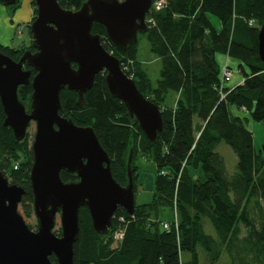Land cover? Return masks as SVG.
I'll use <instances>...</instances> for the list:
<instances>
[{
	"label": "trees",
	"instance_id": "obj_1",
	"mask_svg": "<svg viewBox=\"0 0 264 264\" xmlns=\"http://www.w3.org/2000/svg\"><path fill=\"white\" fill-rule=\"evenodd\" d=\"M57 1L63 9L76 11L87 0ZM164 1L162 9L148 13V30L142 34L161 60L156 85L138 61L139 42L122 51L108 39L104 26L95 23L92 28L143 96L160 109L164 129L154 143L111 95L106 73L95 77L92 89L84 95V106L77 104L76 92L67 88L61 92L59 114L94 130L111 160L112 175L122 186L128 183L132 154L135 192L134 214L120 207L106 234L95 231L86 208L80 210L74 264H218L223 257L230 264H264V146L255 151L247 126L251 119L264 121V62L258 52L264 0ZM20 4L17 0L9 6L12 14ZM32 5L34 14L27 25L31 39L35 0ZM251 21L256 24L251 26ZM28 49H34L32 41L22 49L0 44V53L15 61ZM218 56L238 62L241 84L235 88L221 85L224 65ZM35 74L32 70L31 80ZM32 93L31 82L18 90L28 111ZM172 93L175 100L167 105ZM5 118L0 99V171L11 185L26 190L21 204L30 216L34 213L33 139L27 131L17 141L12 129L4 126ZM222 142L237 155L233 175L216 151ZM140 155L151 158L157 168L152 200L144 204L136 202ZM61 177L64 182L76 181L75 175L64 171ZM165 210L172 213V220L163 219ZM207 224L212 233L206 231ZM119 230L124 237L113 248ZM51 261L57 263L55 257Z\"/></svg>",
	"mask_w": 264,
	"mask_h": 264
},
{
	"label": "water",
	"instance_id": "obj_2",
	"mask_svg": "<svg viewBox=\"0 0 264 264\" xmlns=\"http://www.w3.org/2000/svg\"><path fill=\"white\" fill-rule=\"evenodd\" d=\"M154 0H87L79 10L63 9L57 0H35L37 15L29 25L32 45L19 61L0 53V99L17 141L25 138L32 122L33 164L30 183L37 228L31 229L19 212L26 190L11 185L0 171V264H74V245L80 235V210L89 211L99 234L112 227L121 207L132 216L135 210L132 154L128 183L120 185L111 172V160L91 127L76 125L59 114L61 92L66 88L78 95L92 89L95 77L106 73L113 97L125 106L146 138L154 143L163 132L160 109L146 99L120 61L92 33L93 25L105 27L108 39L119 50L139 42L148 30L146 18ZM13 6L17 0H0ZM258 52L264 62V21L259 28ZM36 74L31 80L32 70ZM76 65V67L74 66ZM31 82L29 111L19 100L18 90ZM76 176L64 182L62 172ZM61 218V233L54 231ZM55 257L57 263L51 261Z\"/></svg>",
	"mask_w": 264,
	"mask_h": 264
},
{
	"label": "rangeland",
	"instance_id": "obj_3",
	"mask_svg": "<svg viewBox=\"0 0 264 264\" xmlns=\"http://www.w3.org/2000/svg\"><path fill=\"white\" fill-rule=\"evenodd\" d=\"M23 4V0H21L20 7ZM19 7V8H20ZM9 12H12L10 7H7ZM218 20L213 19V22L217 23ZM256 23H254L255 25ZM15 46H19V48H25L31 44V39L29 36L28 29L24 28V31H21L20 34L16 36L14 41ZM21 45V46H20ZM222 58V57H219ZM138 61L142 63L144 69L148 71L149 77L153 82V85H156L158 79L160 78L161 71V61L160 59L151 52L149 43L147 38L144 35L139 36V53H138ZM221 61V60H220ZM229 67L233 71V77L231 81L228 83L230 86L239 85L240 82L243 81V74L239 71V64L237 61L229 59ZM175 100V95L172 93L170 98L167 101V105H172ZM248 128L253 133L254 136V148L256 152H259L261 148L264 146V121L263 122H255L252 119L248 122ZM36 132V124L32 122L28 129V133L33 139L34 134ZM220 153L226 162L227 171L229 175H233L236 172L237 165V155L232 150L230 146L222 142L216 150ZM136 166L139 168L138 170V195L136 198L137 204L149 203L152 200L153 191L155 189V180L157 177V168L154 161L149 157H144L140 155L136 160ZM10 182V180H9ZM19 212L22 215L26 224L33 229L37 228V218L35 214L32 212L30 216L26 215L24 212L22 204L19 205ZM172 213L169 210H165L164 220L169 221L172 220ZM61 230V218L60 215L56 217V226L55 233L60 232ZM206 231L208 233H212L211 226L207 224ZM113 248L117 246V241L114 240ZM218 264H230L228 258L223 257L222 260Z\"/></svg>",
	"mask_w": 264,
	"mask_h": 264
},
{
	"label": "crops",
	"instance_id": "obj_4",
	"mask_svg": "<svg viewBox=\"0 0 264 264\" xmlns=\"http://www.w3.org/2000/svg\"><path fill=\"white\" fill-rule=\"evenodd\" d=\"M33 14L34 9L32 0H23L22 6L16 9L13 14L0 2V44L12 48H19V46H15L14 44L16 36L20 34L21 31H24V28L27 29V25L32 21ZM229 59L230 58L227 56L217 57L220 65L226 64L229 66ZM236 86L238 85H229L230 88H235Z\"/></svg>",
	"mask_w": 264,
	"mask_h": 264
},
{
	"label": "built area",
	"instance_id": "obj_5",
	"mask_svg": "<svg viewBox=\"0 0 264 264\" xmlns=\"http://www.w3.org/2000/svg\"><path fill=\"white\" fill-rule=\"evenodd\" d=\"M164 5H165V1L164 0H159V1H156V2L153 1V5H152V8L151 9L160 10V9H162L164 7ZM146 23H147V20H146ZM250 25L251 26L254 25V21H251L250 22ZM232 77H233V71L228 67V65L225 64L223 66V68H222V73H221V85L222 86L227 85L231 81ZM130 78H132V77H130ZM222 97L224 98V95H222ZM242 111H244L245 113H247V111L244 110V109ZM163 227H164V229H168L169 228V225L168 224H163ZM123 237H124V232L122 230H119V231H117L114 234V238L117 241L118 240H122Z\"/></svg>",
	"mask_w": 264,
	"mask_h": 264
},
{
	"label": "flooded vegetation",
	"instance_id": "obj_6",
	"mask_svg": "<svg viewBox=\"0 0 264 264\" xmlns=\"http://www.w3.org/2000/svg\"><path fill=\"white\" fill-rule=\"evenodd\" d=\"M31 39V38H30ZM31 41H32V39H31ZM30 46V45H29ZM28 50H30V49H28ZM27 51V50H26ZM32 53H35L37 50L34 48V49H31L30 50ZM24 69L25 70H32L30 67H28L26 64L24 65Z\"/></svg>",
	"mask_w": 264,
	"mask_h": 264
}]
</instances>
